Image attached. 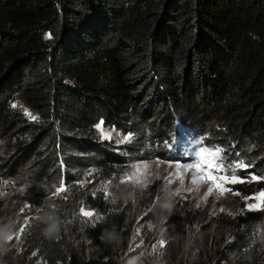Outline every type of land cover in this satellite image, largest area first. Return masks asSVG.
I'll return each instance as SVG.
<instances>
[{
    "label": "trees",
    "instance_id": "trees-1",
    "mask_svg": "<svg viewBox=\"0 0 264 264\" xmlns=\"http://www.w3.org/2000/svg\"><path fill=\"white\" fill-rule=\"evenodd\" d=\"M172 115L249 165L239 177H264V0H0V181L12 188L0 215L9 231L30 218L16 246L0 245V264H264V210L140 209L113 182L97 185L145 149L165 158ZM110 131L131 139L119 146ZM89 169L97 179L80 189ZM45 214L59 239L43 235Z\"/></svg>",
    "mask_w": 264,
    "mask_h": 264
},
{
    "label": "rangeland",
    "instance_id": "rangeland-1",
    "mask_svg": "<svg viewBox=\"0 0 264 264\" xmlns=\"http://www.w3.org/2000/svg\"><path fill=\"white\" fill-rule=\"evenodd\" d=\"M200 112V111H198ZM204 112V111H203ZM194 114H196L193 111ZM199 115L196 114L195 120H203ZM171 117V127L176 125V135L172 139L171 147H165L163 149L165 153V158H153L148 155L147 149H145L144 153L146 155V158L144 160H134V162H131L130 164L125 165L122 167L119 171L121 173L120 176H122L126 170L132 168L134 165H143L145 162L148 163L147 169H144L141 167L140 172L132 178L130 181H126L124 183L115 182L112 188L113 193H117V196L125 197L127 199H132L133 203H141L144 200L150 202L153 200H156V186L159 184H162L165 182V178L170 175V173L173 172H182V169H177V165H184L193 163L196 160V152L199 148H209L207 147L204 142L201 140V138L198 137L197 130L193 128H186L182 125V123L179 121V117L176 116H170ZM189 119V118H188ZM188 119H185L186 121H189ZM190 119V121L194 120ZM106 138H109L111 136H114V143L123 146L126 143L123 140V137L119 133H114L112 131L106 132L104 135ZM77 161L79 163H85L86 162H94L96 160V155L94 153L89 154H81L80 156H77ZM159 161V163H158ZM87 165L83 166L86 167ZM91 166V165H88ZM195 172V169H190L186 173H184V183L181 185L180 176L174 175L172 176L173 182L169 185V188L172 192H176L177 189H180V195H173V196H167L162 200H165L167 202H181L182 205L186 209H192L197 207V204H200V209L202 210V213L206 215L220 213V214H229L235 215V213H238L242 210H246V203H252V201L245 202L244 199L241 196H235L232 194V192H240L244 196H250L254 193H258L259 190L256 188L257 182H246V183H236V184H223V187L232 189V192H224L223 195H220L219 191H217L214 187L213 193L208 196L206 202L202 199L204 196V193L207 191V188L211 185L207 182H200L199 187L194 188V186L190 183L193 173ZM199 175H203V173H200ZM92 177V178H90ZM90 177H85L82 182L78 184V186H85L89 183V181H93L97 179V176L95 175V171L90 173ZM140 179L142 185L147 184L148 187L145 189V194L141 195L140 193V187L135 184V180ZM109 181L105 177V175H102L98 181L97 185H108ZM5 188H7V185H4ZM193 188L194 190L189 193L187 192V189ZM104 189V188H103ZM106 189V188H105ZM143 208V203L140 204V209ZM223 208L224 211H221L220 209ZM4 218H7L6 214H3ZM8 222V221H7ZM6 224L0 222V244L7 248H12L13 246H16L18 242L14 241H8L5 240V226ZM3 239V240H2ZM2 242V243H1Z\"/></svg>",
    "mask_w": 264,
    "mask_h": 264
},
{
    "label": "snow or ice",
    "instance_id": "snow-or-ice-1",
    "mask_svg": "<svg viewBox=\"0 0 264 264\" xmlns=\"http://www.w3.org/2000/svg\"><path fill=\"white\" fill-rule=\"evenodd\" d=\"M12 108H17V104L13 103L11 105ZM24 114L26 116H30L32 120L38 119L35 115H32L28 109H24ZM98 127H102V124L98 125ZM130 136L123 137V140L130 141ZM224 150L221 148H215V149H209L201 147L196 152V160L193 163L184 164V165H177V169H182V172H173L170 173L168 177L165 178V182L162 184H159L156 186V195L155 198L157 200L164 199L167 196H173V195H180V189H177L176 192H172L169 188V185L173 182L172 176L179 175L181 180V185L184 183L183 175L190 169H195V172L192 175L190 183L194 186V188L199 187L200 182H207L209 183V186L207 188V191L204 193L203 200L206 202L208 196H210L213 191L214 187L217 191H219L220 195H223L224 192H232V189L223 187V184H236V183H246V182H253V181H261L264 180V177L257 176L255 174H250L246 179L241 178L237 175V171L240 169H247L250 167L249 165L244 164L242 160L238 161H227L225 158L221 155ZM237 156H239V153H236ZM149 162H145L143 165H134L132 168L126 170V172L122 176H117L114 179L120 180L121 183H124L126 181L132 180L134 176H136L139 172L141 167L144 169H147ZM159 163V161H158ZM200 173H203V175H199ZM90 182V181H89ZM111 182V180L109 181ZM223 182V184L221 183ZM135 184L140 187V193L141 195L145 194V189L148 187L147 184L141 183L140 179L135 180ZM66 188L62 185L57 188V194L66 192ZM194 189L189 188L187 189V192L191 193ZM5 193L0 192V195H4ZM235 196H241L245 202L252 201V203H246V210L247 211H262L264 210V189H261L258 193H254L250 196H244L240 192H232ZM93 195H96L94 193ZM66 198V197H65ZM99 198H104V196H100ZM197 207H200V204H197ZM30 204H25L20 208V213L23 214L26 209H30ZM151 210V209H149ZM221 211H224L223 208L220 209ZM244 211V210H242ZM147 213H145L146 215ZM231 215V213H229ZM80 216H83L85 218H91L94 216L99 217L101 214L95 211L94 209L85 210L84 208L80 209ZM29 219L26 218L24 223L20 225L19 230L16 232V239L19 241L21 234L25 231L26 227H29ZM143 219V217H141ZM139 224V220L137 221ZM163 223V221H161ZM262 229H264V225L257 226V232H260ZM140 234V229L137 228L135 235ZM57 239L60 237L57 236ZM13 239L12 235H6L5 240L10 241ZM143 244V241L140 242ZM168 243L167 240L163 237V230L161 232V236L158 239V241L152 245V250L155 252L157 248H163ZM140 245H136V247H139ZM247 250V249H245ZM130 251H134L132 246L130 245ZM36 253H33V256H35ZM142 255V254H141ZM137 259L139 257H136Z\"/></svg>",
    "mask_w": 264,
    "mask_h": 264
},
{
    "label": "clouds",
    "instance_id": "clouds-1",
    "mask_svg": "<svg viewBox=\"0 0 264 264\" xmlns=\"http://www.w3.org/2000/svg\"><path fill=\"white\" fill-rule=\"evenodd\" d=\"M120 150H123V149L121 148ZM131 162H134V161H131ZM131 162H128L127 164H130ZM90 167L93 168L92 165ZM94 171L95 170L89 169L87 171V173L85 174L86 175L85 177H87V179H88V177H90V173H92ZM120 175H121V173H120V171H118L117 173H113L112 175H110L109 177H107V180L108 181L111 180V182H113V183L119 182V180L114 179V178L117 177V176H120ZM85 177H83L81 179V182L83 181V179ZM90 178H92V177H90ZM95 180H93V181H95ZM93 181H91V182H93ZM255 182H258V181H255ZM4 185H7L8 187L5 188ZM60 185L61 186L63 185L62 182H60ZM103 190H106V189L104 188ZM11 191H12V188L10 187V185L8 184V182L5 179L2 178L1 181H0V192H3L5 194L4 195H0V196H7V195L11 194L10 193ZM49 195H52V194H49ZM53 195H55V194H53ZM162 207L163 208H169L170 205L168 203H164L162 205ZM39 219L46 225V227L43 229V235L45 237H47V238H56L57 237V233L59 232V221L57 220V218L54 215H52V214H45L44 216L39 217ZM7 220H8V218H4V216L0 215V222L6 224ZM21 224H23V223H20V224L16 225V227L14 229H12V231H9L8 228H7V226H5V234L6 235H12L13 236V239L10 240V241L18 242L17 239H16V235L15 234L19 230V227H20ZM25 232H27L26 229H25V231L23 233H25ZM23 233L21 234V236L23 235ZM111 238H114V237H111ZM4 241H5V239L2 242H4ZM6 242H8V241H6ZM0 253H1L0 259H1V256L3 254V251H0ZM129 264H135V262L134 261H130Z\"/></svg>",
    "mask_w": 264,
    "mask_h": 264
}]
</instances>
